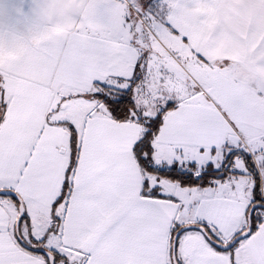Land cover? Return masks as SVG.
Here are the masks:
<instances>
[{
	"label": "snow or ice",
	"instance_id": "1",
	"mask_svg": "<svg viewBox=\"0 0 264 264\" xmlns=\"http://www.w3.org/2000/svg\"><path fill=\"white\" fill-rule=\"evenodd\" d=\"M172 3L0 0V264H264V86Z\"/></svg>",
	"mask_w": 264,
	"mask_h": 264
},
{
	"label": "crops",
	"instance_id": "2",
	"mask_svg": "<svg viewBox=\"0 0 264 264\" xmlns=\"http://www.w3.org/2000/svg\"><path fill=\"white\" fill-rule=\"evenodd\" d=\"M5 5L11 0H3ZM171 19L181 35L189 36L183 45L179 37L172 38L170 47L194 48L212 64L235 68L243 78L252 80L249 86L239 82V90L254 95L252 85L264 86V0H174ZM65 21L55 26L58 33L71 29ZM6 54L4 59H16ZM195 61V56H191Z\"/></svg>",
	"mask_w": 264,
	"mask_h": 264
},
{
	"label": "rangeland",
	"instance_id": "3",
	"mask_svg": "<svg viewBox=\"0 0 264 264\" xmlns=\"http://www.w3.org/2000/svg\"><path fill=\"white\" fill-rule=\"evenodd\" d=\"M213 68H218V64H212ZM207 67V66H205ZM226 76H227V79L229 80V82H235V84L238 86V84H240L239 82H242L244 84H246V86H249L250 84L249 83H253L252 80H249L246 79V78H243L247 75H243L238 72V71H235V68L233 67V69H228L227 73H226ZM239 88V87H238Z\"/></svg>",
	"mask_w": 264,
	"mask_h": 264
}]
</instances>
